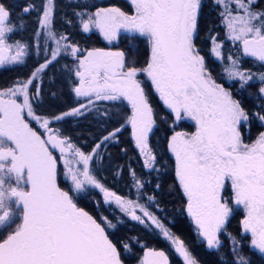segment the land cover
<instances>
[{
  "label": "snow or ice",
  "instance_id": "1",
  "mask_svg": "<svg viewBox=\"0 0 264 264\" xmlns=\"http://www.w3.org/2000/svg\"><path fill=\"white\" fill-rule=\"evenodd\" d=\"M212 3L225 38L233 42L236 53H225L223 42L211 34L210 51L224 65L227 78L239 83L240 90L259 81L250 107L243 96L237 98L216 81L195 43L202 0H125L126 7L118 3L102 6L89 0L79 4L81 10L74 15L80 32L98 33L108 45L123 36L127 50L82 49L54 30L55 0H44L38 28L55 47L50 52L43 49L45 60L28 79L0 90V264H124L121 249L106 230L116 229L122 221L117 218L113 223L101 216V223L79 207L72 193L84 192L86 186L99 189L106 204L114 203L131 220L158 229L182 264H200L185 242L150 210L149 206H155L163 211L155 195L147 196L148 205L127 199L104 187L90 170L102 144L117 139L120 127L85 152L52 126L53 121L83 116L96 101L114 102V106L126 102L130 114L125 123L131 127L143 166L149 172H159L157 156L149 145L156 114L141 77L167 110L161 117L163 122L171 118L173 132L167 149L174 158L183 209L198 236L209 250L217 252L224 246L221 235L226 236L231 264H252L243 251L245 238L250 251L264 260V131L251 142L242 134L253 123L264 128V72L241 67L242 57L264 67V0ZM21 7L23 14L36 10L33 4ZM16 28L11 7L0 0V66L23 63L27 54L26 44L8 42ZM35 35L40 36V31ZM140 43L147 45L143 65L138 57ZM62 54L74 61L70 70L77 81L73 92L87 102L51 118L37 115L31 101L40 90L37 86L35 95L30 96L29 88ZM33 120L38 128L31 126ZM185 120L194 123V131L175 130ZM61 164L71 183L68 190L58 182ZM131 175L138 196H143L144 181L134 170ZM155 187L161 190L162 186L157 183ZM239 209L243 210L241 239L227 231ZM122 247L125 252L132 251L129 243L123 242ZM227 256L220 257V264H228ZM139 264H169V256L162 250L147 249Z\"/></svg>",
  "mask_w": 264,
  "mask_h": 264
},
{
  "label": "trees",
  "instance_id": "2",
  "mask_svg": "<svg viewBox=\"0 0 264 264\" xmlns=\"http://www.w3.org/2000/svg\"><path fill=\"white\" fill-rule=\"evenodd\" d=\"M83 2L84 0H55L54 30L68 36L70 41L79 44L82 49L93 47L110 48L98 33L84 34L79 31L77 17L74 13L81 10L79 4ZM89 2H95L102 6L113 3L112 0H89ZM6 3L11 7L13 21L17 24L16 31L11 35L8 42L11 44L20 42L26 44L28 48L27 54L23 58V63L0 66V89L3 90L14 85L17 81L28 79L35 68L44 62L43 49H48L50 52L51 48L54 47V41L48 39L44 35V30L38 28V16L42 11L44 0H6ZM26 4L35 5L36 10L23 14L21 6ZM21 16H23L22 20L20 19ZM68 20H72L73 23L68 24ZM21 23L23 27L19 26ZM37 31H40V36L35 35ZM205 46H207V43H204L203 47ZM127 47L128 43L122 36L114 48L127 50ZM146 53L147 45L140 43L138 57L141 65L147 59ZM223 66V64L217 66L216 70H221ZM71 69H74L72 57L62 54L41 73V78L39 79L40 94L31 101L38 114L50 116L56 112L69 111L80 103H86V98L79 100L80 98L76 97L73 92V86L77 81L72 71H70ZM253 85V87L240 90L239 83L234 81L231 89L237 92V98L243 96L245 104L251 106V103L255 101V90L259 86V82L253 81ZM148 90L157 120L156 130L154 129L153 134L150 136L154 140L161 139V142L159 141V144H157L158 146H155L157 141H154L155 143L153 142L150 146L157 156L158 163L156 167L160 169L159 172L145 170L141 155L137 154L133 147L130 146L131 142L127 137L129 125L125 123V117L130 114V109L125 104L114 106V102L96 101L95 105L89 107H98V109H91L83 116L67 117L62 121H58L57 127L65 136H69L75 145L88 152L103 136L108 135L109 132L121 126L119 137L123 148L121 150L123 151L117 154L116 147H114L115 143H113L114 140L105 141L98 150L99 156L94 157L90 164V170L93 175L107 189L127 199H139L145 205H148L147 196L155 195L156 201L163 211H160L155 206H149L150 210L161 218L175 236L185 242L200 264H210L209 258L211 257H207L208 252H205L202 248L205 246V242L198 236L197 230L192 227L189 221H180L178 219L184 216V211H182L181 207L183 199H179L181 192L175 181L174 158L167 149L168 139L173 132V128L169 127L171 118L168 119L167 123L163 122L161 117L165 116L167 112L163 110L162 103L158 97L151 92V89L148 88ZM31 95H35L33 89ZM31 126L37 128L35 124H31ZM175 130H179V128L175 126ZM132 170L135 171L137 177L144 181V187L140 190L144 194L143 196H138L137 190L130 192V187L133 184ZM58 182L64 190L69 189L66 184L61 183L59 180ZM157 183L162 186L161 190L156 189L155 185ZM73 197L77 205L93 215L98 222L103 223L100 220L101 216L107 217L113 223L117 222V218L122 221V223L117 224L116 229L106 230L109 234L116 233L119 235L118 243L124 264H139V261L143 258L144 251L147 249L165 250L166 246L169 248L170 243L161 239L162 235L159 234L158 229L145 227V225L130 220V217L121 212L115 204H105L103 194L92 187H89L84 192L75 194ZM138 214L140 213L138 212ZM123 242L131 245V252L123 250ZM223 243L226 245L219 251L218 255L220 257L227 256L229 251L228 240L223 241ZM199 244L201 245L200 253L196 254L194 250L200 246ZM250 257L252 264H264L262 259L254 256ZM227 258L229 263L231 257L227 256ZM175 259L177 258L172 256V264ZM215 262L220 264L216 260Z\"/></svg>",
  "mask_w": 264,
  "mask_h": 264
},
{
  "label": "flooded vegetation",
  "instance_id": "3",
  "mask_svg": "<svg viewBox=\"0 0 264 264\" xmlns=\"http://www.w3.org/2000/svg\"><path fill=\"white\" fill-rule=\"evenodd\" d=\"M112 1H113V3L120 4L122 7L126 6L125 0H112ZM106 2H109V1H106ZM202 3H203V7H202V14L200 17V22H199V35L196 38L195 43H196L198 49L200 50L201 54L205 57L206 66L211 71V73H212L213 77L216 79V81L218 83H221L223 86H225L229 90L233 91L231 89L233 86V82L228 80V78L224 72V67L221 68L222 71L219 69L216 70V67L220 66V64H222V63L221 62L219 63L214 58V56L212 55V53L210 51L211 43L209 40V35L210 34L216 35L217 39L223 42V44H224L223 50L225 51V53H227L230 50L233 54H235L236 48L233 46V42H231L225 38V29H224L223 25L220 23V17L218 14V10L213 5L212 0H202ZM116 43L114 44L115 46H116ZM204 43H207V46L203 47ZM241 67L244 69H250L254 73L264 72V67H261L258 62L254 61L252 58H248V57H242ZM141 78L143 80H145L146 85L148 86L149 89H151L150 84H149V82H147L146 78L145 77H141ZM257 82H259V81H257ZM233 92L236 96H238L237 92H235V91H233ZM152 93L155 94L154 92H152ZM161 106L163 107V105H161ZM163 110L167 111L164 107H163ZM176 126L179 128V131L192 132L195 130L194 123L192 121H189V120L182 121ZM129 128H130V133H128L129 135L127 134V137L129 139V141L131 142L130 146H132L133 149L135 150V152H137V154H138L139 150L135 147V142H134L133 137H132V130H131L130 126H129ZM154 128L156 130V127H154ZM154 128H153V131H154ZM260 131H264V128L259 126L258 123H253L251 125V127L244 128L242 134H243V136L247 142H251L252 140H254L256 138V136L258 135V133ZM120 134H121V131L117 135V139L119 140V144L114 145V147H116L115 149L117 151L116 152L117 154L121 153L120 151H123V150H121L123 148L121 146L122 143H121V140L119 137ZM151 134H153V133L149 134V145L151 146L154 141H157L156 143L155 142L154 143L156 144L155 146H158L157 144H159V141L161 142V139L154 140V138L150 136ZM179 199H181V200L183 199L182 194L180 195ZM181 207H182V211H184L183 204L181 205ZM242 218H243V210L239 209L235 212L233 217L230 219V222L227 226V231L229 233H231L233 236H236L238 239H241V237H240V221ZM178 219L180 221H189L190 224L192 225V227L194 229H196L194 223L191 221L190 217L187 215V213L185 211H184V216L181 218H178ZM109 236H110V239H112L113 242L116 243L117 246L120 248V245L118 243V240L120 239L119 235L116 233H113V234H109ZM191 237L193 238V236H191ZM221 239L223 241H225V240H227V237L224 235H221ZM223 244L226 245L225 243H223ZM228 246H229V242H228ZM202 248L204 249L205 252H208L207 257L208 256L211 257V258H209L210 264H216L215 260L218 263H220V259H219L220 256L218 255V253L221 249L218 252L214 251V250H209L206 247V244ZM200 249H201V245L198 246V248H196L194 250V252H196V254L200 253ZM162 251H164L166 253V255L169 256V264H172V256H174V258H177V259H175V262H173V264H182V258L179 257V255L174 252V249L170 250L166 246V249L162 250ZM243 251H244L245 255L254 256V257L261 259L259 257V255L253 254L250 251V249L248 248V239H246V238L243 239ZM249 252L251 255L249 254ZM216 258H218V259H216ZM263 262H264V260H263ZM228 264H231V261H229Z\"/></svg>",
  "mask_w": 264,
  "mask_h": 264
},
{
  "label": "rangeland",
  "instance_id": "4",
  "mask_svg": "<svg viewBox=\"0 0 264 264\" xmlns=\"http://www.w3.org/2000/svg\"><path fill=\"white\" fill-rule=\"evenodd\" d=\"M93 33H95V32H93ZM97 35V34H96ZM103 40V39H102ZM107 43V42H106ZM116 42H114L113 43V45H109L110 46V48H112V50H117V49H115V48H113V47H115V44ZM15 44V43H14ZM13 44V45H14ZM53 44H54V42H53ZM145 44V43H144ZM108 45V44H107ZM54 47H55V44H54ZM105 49H107V48H105ZM218 61V60H217ZM219 63H220V61H218ZM7 65H9V64H7ZM220 65H222V64H220ZM4 66V65H3ZM75 66V65H74ZM224 67V66H223ZM41 75V74H40ZM74 76V75H73ZM75 77V76H74ZM229 80V79H228ZM232 82H234V81H232ZM13 86V85H12ZM37 86L39 87L40 86V81H39V79L38 80H36V81H34V84H33V86H31L30 88H29V93H30V96H31V91H32V89H33V91H34V94L36 93V88H37ZM11 87V86H10ZM0 90H2V89H0ZM18 99V101H20V102H22V97H18L17 98ZM82 98H80L79 100H81ZM85 99V98H84ZM87 102V101H86ZM100 102V101H99ZM125 105H127L126 104V102L124 103ZM79 105H76L75 107H78ZM93 106V105H92ZM100 108H101V106H100ZM90 109H92V110H96V109H98V107H96V108H90ZM67 111V110H66ZM66 111H64V112H66ZM87 112V111H86ZM86 112H85V114H86ZM165 112H167V111H165ZM37 113V115H40V114H38V112H36ZM61 113H63V112H56V113H54V114H52V115H50V116H47V115H44L43 117H48V118H51L53 115H58V114H61ZM84 114V115H85ZM40 116H42V115H40ZM69 118H75V117H69ZM58 121H53V124H52V126L53 127H56V128H58L57 126H58V123H57ZM31 124H35L36 126H37V128H38V125L36 124V122L33 120V121H31ZM121 127V126H120ZM169 127L170 128H172V126H171V123H169ZM177 127V126H176ZM155 129V128H154ZM42 131V130H41ZM176 131H179V130H176ZM123 132V131H122ZM62 133V132H61ZM128 133H130V128H129V130H128ZM63 134V133H62ZM64 135V134H63ZM117 135H118V133H117ZM129 135V134H128ZM103 139V138H102ZM101 139V140H102ZM100 140V141H101ZM113 143H115L114 145H116V144H119V140L118 139H115L114 140V142ZM92 148H93V146H92ZM92 150V149H91ZM91 150H89V151H91ZM84 151V150H83ZM88 151V152H89ZM86 152V151H85ZM103 153V152H102ZM100 154V153H99ZM170 155H171V153H169ZM57 155H59L58 153H57ZM142 160H143V158H142ZM91 167V166H90ZM60 170H61V173H60V176H59V178H58V180L59 181H61V183H63V184H66L67 185V187L68 188H70L71 187V183H70V181H68L65 177H64V175H63V165L61 164L60 165ZM145 170H147V169H145ZM102 184V183H101ZM89 187L90 186H86V190L87 189H89ZM179 187V186H178ZM94 190H97L99 193H100V191H99V189H95V188H93ZM130 192L132 193V190H137V188L134 186V181H133V184H132V187H130ZM75 194H78V193H75V192H73L72 193V195L74 196ZM104 201V200H103ZM105 203V202H104ZM106 204V203H105ZM112 204H114V203H112ZM130 219V218H129ZM131 220V219H130ZM161 239H163L164 241H167V240H165L164 238H163V236H162V238ZM168 243H170V245H171V242L170 241H168ZM169 245V247L170 248H168V249H170V250H173L174 248H173V246L171 245L170 246Z\"/></svg>",
  "mask_w": 264,
  "mask_h": 264
}]
</instances>
